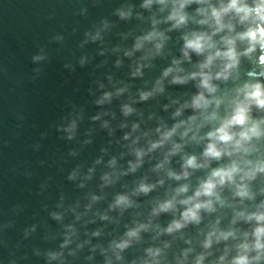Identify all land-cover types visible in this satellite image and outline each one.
<instances>
[{
	"label": "clouds",
	"instance_id": "obj_1",
	"mask_svg": "<svg viewBox=\"0 0 264 264\" xmlns=\"http://www.w3.org/2000/svg\"><path fill=\"white\" fill-rule=\"evenodd\" d=\"M105 5H41L59 27L31 54L29 79L76 37L63 69L87 71V99L66 98L29 146L39 153L54 132L67 151L14 244L6 233L26 207L3 212L0 264H264V0H108L92 18ZM9 111L0 145L14 151L22 98ZM0 157L12 174L36 175Z\"/></svg>",
	"mask_w": 264,
	"mask_h": 264
},
{
	"label": "water",
	"instance_id": "obj_2",
	"mask_svg": "<svg viewBox=\"0 0 264 264\" xmlns=\"http://www.w3.org/2000/svg\"><path fill=\"white\" fill-rule=\"evenodd\" d=\"M59 0H0V133L5 125H12V114L9 111L13 101L22 98L26 121L23 133L15 142V150L3 149L10 159L13 156L31 164L36 175L31 181L22 176L14 175L8 170L4 158L0 157V219L3 212L11 205L20 203L25 205L26 212L20 217L18 229L6 233V239L14 244L18 238V230L24 224L32 222V213L40 208V198L36 195L39 183L49 175H55V168L51 166L52 160L67 151V146L57 138L53 132L48 139L43 141L39 153H34L30 145L40 138V134L49 131L50 125L63 113L66 98H73L84 102L87 98L83 91L88 80L87 71L78 70L74 75H69L63 69V63L70 59L71 52L75 49L77 38L69 39L63 51L57 52L52 46V63L46 68L40 79L32 83L29 77L33 65L30 61L31 54L38 46L46 44L48 34L59 27V23H48L42 19L41 5L58 3ZM106 0L105 7L93 10V16L105 14L108 11ZM69 10L60 8L61 16ZM69 27L71 17L64 21ZM87 25V22H83ZM23 81L17 89L16 96L9 93L8 89L13 81ZM80 87V94H74V89ZM46 160V167H39L38 161ZM61 177H57L60 180ZM7 251L0 249V258H6ZM39 264V262H33Z\"/></svg>",
	"mask_w": 264,
	"mask_h": 264
}]
</instances>
